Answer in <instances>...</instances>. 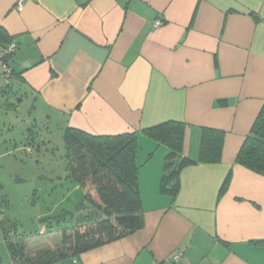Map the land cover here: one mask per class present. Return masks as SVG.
<instances>
[{
	"label": "crops",
	"instance_id": "0c3cea01",
	"mask_svg": "<svg viewBox=\"0 0 264 264\" xmlns=\"http://www.w3.org/2000/svg\"><path fill=\"white\" fill-rule=\"evenodd\" d=\"M0 30L53 125L137 133L143 228L51 264H264V177L235 164L264 101V0H0ZM4 90L0 65V105ZM168 121L192 158L201 128L225 133L220 163L181 170L174 204L166 148L140 134Z\"/></svg>",
	"mask_w": 264,
	"mask_h": 264
},
{
	"label": "trees",
	"instance_id": "16d2710c",
	"mask_svg": "<svg viewBox=\"0 0 264 264\" xmlns=\"http://www.w3.org/2000/svg\"><path fill=\"white\" fill-rule=\"evenodd\" d=\"M0 40H5L1 30ZM12 72L14 80L22 71ZM9 85L6 84V88ZM187 131V125L175 121L140 131L142 136L166 148L160 191L171 196L173 204L179 193L178 177L181 170L189 166L221 162L225 137L223 131L201 128L195 158L184 153ZM62 138L73 180L80 189L94 190L98 202L85 193L83 207L80 206V211L84 212L75 222L72 235L62 232L59 247L33 255L27 254L25 246L12 244L9 240L11 230L0 222V232L13 264H51L128 238L143 228L144 211L136 162L137 133L93 136L67 127L62 132ZM175 159H178L176 163L173 162ZM235 164L264 177V101L236 155ZM172 181L174 185L168 189ZM230 181L231 173H228L219 190V199L226 193ZM254 244L260 246L264 242Z\"/></svg>",
	"mask_w": 264,
	"mask_h": 264
},
{
	"label": "rangeland",
	"instance_id": "374dc122",
	"mask_svg": "<svg viewBox=\"0 0 264 264\" xmlns=\"http://www.w3.org/2000/svg\"><path fill=\"white\" fill-rule=\"evenodd\" d=\"M6 91L0 105V222L11 230V243L33 255L59 247L62 232L72 235L85 193L98 199L73 180L63 131L47 120L34 94L17 80ZM7 259L0 232V263Z\"/></svg>",
	"mask_w": 264,
	"mask_h": 264
},
{
	"label": "built area",
	"instance_id": "2783aa9c",
	"mask_svg": "<svg viewBox=\"0 0 264 264\" xmlns=\"http://www.w3.org/2000/svg\"><path fill=\"white\" fill-rule=\"evenodd\" d=\"M21 3L19 2L18 5ZM160 21L155 23V26L160 25ZM16 46L14 44H10L8 46H0V65L2 70V75L5 78L6 84H10L13 80V72L12 69L9 67L7 62V58L14 52ZM173 262H178L181 259V252L175 253L171 257Z\"/></svg>",
	"mask_w": 264,
	"mask_h": 264
},
{
	"label": "water",
	"instance_id": "95a60500",
	"mask_svg": "<svg viewBox=\"0 0 264 264\" xmlns=\"http://www.w3.org/2000/svg\"><path fill=\"white\" fill-rule=\"evenodd\" d=\"M27 64V63H26ZM28 66H29V63H28ZM23 65L20 67V69H23ZM178 161V159H175L173 162L176 163ZM174 170V168L172 170H170L168 172V174H171V172ZM174 185V181L170 182V184L167 186L168 189H170L172 186Z\"/></svg>",
	"mask_w": 264,
	"mask_h": 264
}]
</instances>
